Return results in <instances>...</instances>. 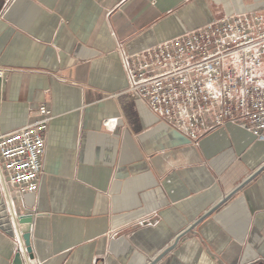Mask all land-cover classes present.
<instances>
[{
    "label": "crops",
    "instance_id": "0c3cea01",
    "mask_svg": "<svg viewBox=\"0 0 264 264\" xmlns=\"http://www.w3.org/2000/svg\"><path fill=\"white\" fill-rule=\"evenodd\" d=\"M264 0H0V135L52 118L33 259L0 229V264H264V140L227 123L192 140L126 93L132 54ZM15 222V221H14ZM170 248L163 255L164 250Z\"/></svg>",
    "mask_w": 264,
    "mask_h": 264
},
{
    "label": "built area",
    "instance_id": "2783aa9c",
    "mask_svg": "<svg viewBox=\"0 0 264 264\" xmlns=\"http://www.w3.org/2000/svg\"><path fill=\"white\" fill-rule=\"evenodd\" d=\"M122 64L128 96L190 139L230 122L264 140V9L224 16L123 53ZM51 118L41 104L30 122L0 135L4 192L38 190Z\"/></svg>",
    "mask_w": 264,
    "mask_h": 264
},
{
    "label": "water",
    "instance_id": "95a60500",
    "mask_svg": "<svg viewBox=\"0 0 264 264\" xmlns=\"http://www.w3.org/2000/svg\"><path fill=\"white\" fill-rule=\"evenodd\" d=\"M32 219V215L30 214L21 215L14 213L13 217H11L4 199H0V229L6 232L10 237H15L14 225L16 224L20 232V238L25 252L31 259L34 257L31 246ZM169 249L170 248L164 250L161 255L166 253ZM12 264H24L20 250H17L15 253Z\"/></svg>",
    "mask_w": 264,
    "mask_h": 264
}]
</instances>
